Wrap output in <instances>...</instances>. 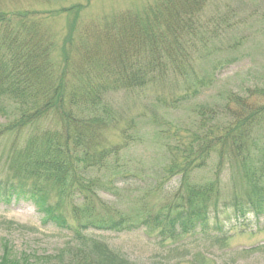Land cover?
<instances>
[{"label": "trees", "instance_id": "obj_1", "mask_svg": "<svg viewBox=\"0 0 264 264\" xmlns=\"http://www.w3.org/2000/svg\"><path fill=\"white\" fill-rule=\"evenodd\" d=\"M206 2L155 0L141 12L125 11L97 26L81 25L77 21V7L64 9L72 16L69 32L59 47L50 30L43 26V18L24 11L0 10V135L9 131L18 135L22 129L33 127L26 154L21 153L24 175L51 182L60 192L78 196L90 206L97 191L112 195L114 186L128 183L130 172L114 173L107 180L102 175L109 161L116 159L136 137L127 123L120 129L119 143L105 139V131L117 122L106 95L141 87L154 81V77L161 79L170 67L181 71L185 67V49L194 44L196 36L203 29L207 35L215 33L198 24ZM56 50L60 64L52 56ZM233 97L234 121L214 126L211 133L207 129L193 136L189 144L177 139L179 144H172L169 150L176 155L171 156L166 173L141 180L142 184L157 186L159 181L173 179L179 189L186 191L183 204L168 203L159 213L143 216L139 222L133 217L71 223L47 203L41 186L25 185L20 177L0 180V201L29 198L43 224L70 232L66 243L55 254L48 255L45 264H132L121 251L94 236L93 230H132L142 225L158 228L162 242L188 232L215 241L225 240L228 231L222 229L219 206L210 208L213 217L206 206L210 201L207 184H190L189 179L208 164L212 153L220 158L218 167L225 154L240 157L247 151L254 127H264V105ZM8 105L14 109L12 121L7 120ZM50 120L56 124L54 127L45 126ZM194 142L197 148L187 149ZM177 146L184 148L174 151ZM263 190L246 192L241 197L234 194L231 200L223 202L222 207L232 210L227 217L239 220L264 214ZM179 197L176 190L174 200ZM3 248L0 264H32L27 256L20 259L8 254L6 244Z\"/></svg>", "mask_w": 264, "mask_h": 264}, {"label": "rangeland", "instance_id": "obj_2", "mask_svg": "<svg viewBox=\"0 0 264 264\" xmlns=\"http://www.w3.org/2000/svg\"><path fill=\"white\" fill-rule=\"evenodd\" d=\"M154 1L0 0V10L24 11L37 19L43 18V26L50 30L54 44L59 47L69 32L72 16L64 9L77 7V21L81 25L97 26L125 11L141 12ZM198 17L200 26L215 33L207 35L203 29L196 36L194 44L185 49L186 57L182 59L185 67L181 71L170 67L161 79L154 77V81L141 87L110 91L106 95L117 122L105 131V139L119 143L120 129L127 123L136 137L116 159L109 161L102 175L107 180L114 173L130 172L128 183L114 186L112 195L97 191L92 195L96 200L90 206L78 196L60 192L51 182L28 178L24 175L21 153L26 154L33 127L22 129L18 135L11 131L0 135V180L20 177L25 185L41 186L47 203L71 223L133 217L139 222L143 216L159 213L168 203L183 204L186 191L179 189L173 179L159 181L157 186L142 184V181L166 173L171 156L176 155L169 150L172 144H179L177 139L189 144L193 136L207 129L211 133L214 126L234 121L233 96L264 105V0H207ZM58 54L56 50L52 56L60 64ZM7 111V120L12 121L13 106L8 105ZM55 125L50 120L45 126ZM263 129L262 125L254 127L247 151L240 157L225 154L218 167L220 158L212 153L208 164L189 179L190 184H207L210 201L206 206L211 217L210 208L219 206L222 229L229 236L225 241L188 232L160 242L158 229L152 226L93 230L92 234L121 251L133 264H264V214L236 220L233 216L227 217L232 213L230 207H222L234 194L241 197L246 192L263 190ZM181 148L184 147L177 146L174 151ZM196 148L197 142L187 146V149ZM176 190L180 197L174 200ZM88 194L91 195V190ZM69 235L67 230L43 224L41 214L29 198L20 197L9 203L0 201V260L6 244L11 256H27L32 264H45L47 256L55 254Z\"/></svg>", "mask_w": 264, "mask_h": 264}]
</instances>
